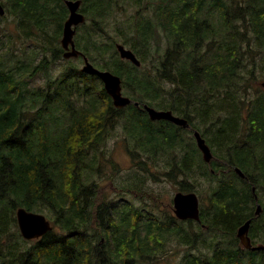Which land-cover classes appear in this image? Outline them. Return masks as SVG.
I'll list each match as a JSON object with an SVG mask.
<instances>
[{"label":"trees","instance_id":"1","mask_svg":"<svg viewBox=\"0 0 264 264\" xmlns=\"http://www.w3.org/2000/svg\"><path fill=\"white\" fill-rule=\"evenodd\" d=\"M2 5L26 37L33 30L41 35L25 58L11 37L0 38V264H158L174 244L193 250L198 243L210 252L188 251L179 264H264V250L242 248L237 237L251 219L249 235L264 243V95L246 56L254 45L264 69V0H83L91 22L76 36L77 47L98 68L120 75L134 101L188 119L212 147L211 165L180 134L193 128L157 125L142 106L116 108L101 78L72 58L54 71L69 16L63 0ZM117 43L142 64L121 58ZM124 115L139 146L126 147L133 166L146 173L149 160L169 155L170 182L181 175L177 190L199 193L201 221L168 210L161 216L150 209L146 217L142 206L109 197L104 166L111 163L113 173L119 167L103 146ZM196 163L208 167L202 172L213 181L208 195ZM18 207L47 212L53 230L25 239ZM210 232L216 241L208 244Z\"/></svg>","mask_w":264,"mask_h":264},{"label":"rangeland","instance_id":"2","mask_svg":"<svg viewBox=\"0 0 264 264\" xmlns=\"http://www.w3.org/2000/svg\"><path fill=\"white\" fill-rule=\"evenodd\" d=\"M0 1L2 2L3 0ZM88 5L89 2L84 4L83 8L84 6L87 7ZM90 22V20L83 22L77 32V35L82 33L86 26L90 24ZM7 24L8 27H5L4 25ZM22 28V23L19 22L17 18L10 15L7 11L6 17L0 20V38L7 39L8 37H11L12 41L15 42V49H18L17 52L21 55V57L25 58L31 53L36 40L39 39L41 34L38 31L33 30L30 34L31 38H29L25 36ZM254 49V45H251L247 49V69L250 71L253 70L255 72L256 85L260 90V94L264 95V69L261 68L262 56L259 51L255 53ZM253 54H256V61H254V59L251 57ZM70 61H73L72 63H77L80 67L83 66L82 59L72 58ZM55 64L54 71H58L63 65L69 63L65 61V58H61L60 60H57ZM41 82L42 78H38L35 83L40 84ZM124 92V94L129 95L125 90ZM249 97H253V92ZM152 106L156 109H161V106H158L157 104H152ZM124 108L126 112L130 110L127 109V107ZM159 121H154L153 123L168 127L167 124ZM126 124V116L124 115V118H122L120 121L119 127L115 129L114 132L112 131L113 133L111 132V134L108 136V141L103 146V149L106 150L107 156L112 155L115 163L119 167V169H114L113 173V169L110 166L111 163L106 162L104 171L108 182H103V186H105L104 190H106L109 197H112L116 203L127 200L133 202L136 205L142 206L146 217L148 216L147 211L150 209L153 212H158L161 216L165 215L166 210H168L170 214L175 215L173 210V197L175 193L178 192L176 188L177 185H175V183L181 175H178L177 178L173 180V184L170 182V177L167 175V173L171 171V167L168 163L169 155L160 156L154 162H150L149 160L148 171L146 173L137 171V169L133 166L132 158L126 147L130 146L131 148H139V146L137 144V138H134L129 134ZM180 134L184 137L185 142L188 143L190 147H197L193 133H190L186 130H181ZM206 164L201 163L200 166L198 163H196L195 170L202 183L199 184V186L206 193V195H208L213 181L210 177L202 173L204 170L208 169ZM127 187L138 189L140 191L139 195L142 194L143 196L140 197L127 191ZM93 190L98 191V186ZM42 213H44L51 221H53V217L50 214L47 212ZM214 235V232L204 234V238H206L208 244L214 243L216 241ZM30 244L31 242H29V245ZM210 250L211 248H204L201 243H198V246L193 250H190L186 245L174 244L166 250V255H164L162 258V262H158V264H179L180 261L188 254V251L194 253H200V251H204L209 253ZM168 257L171 258L169 259V262L167 260Z\"/></svg>","mask_w":264,"mask_h":264},{"label":"water","instance_id":"3","mask_svg":"<svg viewBox=\"0 0 264 264\" xmlns=\"http://www.w3.org/2000/svg\"><path fill=\"white\" fill-rule=\"evenodd\" d=\"M65 3L70 11L68 18L63 25V33L61 38V45L64 49L63 57L66 59L79 57L83 58L84 64L81 70L85 73L94 74L101 78L108 94L112 97L113 103L117 108H124L129 104H134L137 107L147 111L150 120H167L173 122L182 128H191L189 121L183 117L174 114L171 110L156 109L148 103L141 104L134 101L130 96L125 95L123 91L122 78L120 75L113 73L110 70L100 69L95 66L88 55L76 46L75 35L79 24L86 21L84 13L80 12L82 0H65ZM5 9L0 3V14L3 15ZM118 52L123 59L130 60L137 66L141 65L140 59L135 52L126 47L124 44H117ZM193 136L196 140L197 146L202 153V158L207 164H211L217 157L213 153L211 146L208 144L206 138L198 129H193ZM236 172L243 178H246L244 171L235 167ZM256 186H253L255 193ZM257 202L256 216H260L263 212V207L258 203L259 197L255 193ZM173 209L175 216L181 220H196L201 221L200 199L196 192L178 191L173 197ZM16 217L21 234L26 239H39L54 227L51 220L43 213L28 210L25 207H18L16 210ZM251 219L247 220L237 229V237L239 238L240 246L249 250H264V243L255 244L249 235L251 227Z\"/></svg>","mask_w":264,"mask_h":264},{"label":"bare ground","instance_id":"4","mask_svg":"<svg viewBox=\"0 0 264 264\" xmlns=\"http://www.w3.org/2000/svg\"><path fill=\"white\" fill-rule=\"evenodd\" d=\"M113 104H114V103H113ZM129 105H131V104H129ZM114 106H115V105H114ZM127 106H128V105H127ZM127 106H126V107H127ZM116 108H117V107H116ZM165 110H169V109H165ZM171 111H172V110H171ZM172 112H173V111H172ZM173 113H174V112H173ZM174 114H175V113H174ZM176 115H177V114H176ZM178 116H179V115H178ZM187 120H188V119H187ZM188 121H189V120H188ZM189 123H190V122H189ZM190 126H191V128H193L191 124H190ZM193 129H195V128H193ZM262 213H263V212H262ZM261 215H262V214H261ZM261 215H260V216H261ZM248 250H249V249H248Z\"/></svg>","mask_w":264,"mask_h":264},{"label":"flooded vegetation","instance_id":"5","mask_svg":"<svg viewBox=\"0 0 264 264\" xmlns=\"http://www.w3.org/2000/svg\"><path fill=\"white\" fill-rule=\"evenodd\" d=\"M36 240V239H35Z\"/></svg>","mask_w":264,"mask_h":264}]
</instances>
